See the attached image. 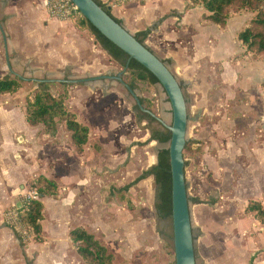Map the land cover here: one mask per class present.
Returning a JSON list of instances; mask_svg holds the SVG:
<instances>
[{"label":"crops","instance_id":"1","mask_svg":"<svg viewBox=\"0 0 264 264\" xmlns=\"http://www.w3.org/2000/svg\"><path fill=\"white\" fill-rule=\"evenodd\" d=\"M101 1L132 34L151 30L145 43L169 64L187 101L197 106L208 148L203 160L210 163L205 169L212 171L217 184L210 201L191 207L197 264H264V219L247 210L250 200L264 209V70L254 66L264 53L246 52L239 38L256 11H234L220 26L206 18L209 12L203 5L191 0H141L113 7L110 0ZM4 8L17 43L14 50L28 52L24 42L29 41L55 75L45 80L75 88L71 98L76 102L66 105L88 126L89 138L78 152L64 120L52 130L31 125L21 89L0 93V264H90L71 236L75 228L108 247L114 264H173L167 237L147 235L140 225L156 218L137 196L127 200V191L137 195L141 190L139 195L145 197L146 179L126 187L149 167L127 184L119 175L127 159L118 151V130L125 123L118 88L123 82L110 76L122 72L111 71L120 64L88 30L78 28L76 15L69 20L50 16L45 0H8ZM104 65L107 69L101 72ZM69 70L92 74L75 78ZM129 116H136L133 108ZM246 172L251 184L242 194L238 173ZM106 176L114 177L115 186L106 183ZM40 177L58 188L37 201L43 206L40 236L24 245L4 224L3 212L35 188ZM96 180L107 194L92 203ZM162 243L169 248L163 250Z\"/></svg>","mask_w":264,"mask_h":264},{"label":"trees","instance_id":"2","mask_svg":"<svg viewBox=\"0 0 264 264\" xmlns=\"http://www.w3.org/2000/svg\"><path fill=\"white\" fill-rule=\"evenodd\" d=\"M102 6L116 21L122 24V21L115 16L108 9V7L101 1L95 0ZM194 4H201L209 12L206 15L207 19L212 20L220 26H225L232 12L248 9L256 11L255 17L250 21L249 25L239 33V38L244 45H246V52L254 51L256 54L264 53V0H191ZM75 23L78 28L82 30H89L95 37L96 41L107 51V53L117 61L123 69L126 68L123 79L126 85L129 86L131 94H135V90L139 88V84H145L148 89H153L157 85H161L158 78L143 64L134 58H130L129 54L109 40L102 34L85 16L79 11L75 16ZM151 33L150 29L138 32L135 37L143 44L148 35ZM166 62V61H164ZM167 63V62H166ZM22 78H11L5 76L0 78V93H14L22 87ZM50 81L45 79L38 81L33 96L26 98V119L31 125L44 124L48 130H52L58 120H64L68 129L72 131L73 143L78 152H82L85 144L89 138L88 126L81 123L76 113L70 111L65 104L68 93L64 92L55 95L51 92ZM66 84V83H65ZM183 88L182 84L180 83ZM264 89V82L262 84ZM165 91V90H164ZM168 101L169 98L167 97ZM136 114V120L139 123L144 121L147 124L158 122L159 126L152 129L150 140L157 141L161 144L170 143L171 131L163 124L159 123L153 108L148 103L146 97H139L133 106ZM195 141H187L185 149H187ZM197 143V142H196ZM185 151V150H184ZM185 157V156H184ZM188 162L185 161V167ZM153 176L155 179L154 190V207L157 218L161 221L169 220L171 222L172 231L170 234L163 233L164 236L171 242L172 252L175 262L174 250V234L172 223V173L170 165L169 148L164 147L158 150L157 163L144 170L133 182L128 184L126 189L134 186L143 179ZM35 188L45 195L49 192L55 193L58 186L53 181L44 177L38 178L35 183ZM191 203H207L199 197H190ZM42 203L34 201L30 204L28 210L24 214V221L29 227H32L36 233H40L42 219ZM248 211L255 213L258 218L264 219V209L261 203L256 200H250L247 206ZM71 236L75 242L80 243L78 250L81 255L90 264H114L113 255L109 249L97 240L93 234L86 232L83 229L75 228L71 231ZM195 239V237H194ZM196 252V251H195ZM197 258V254H196Z\"/></svg>","mask_w":264,"mask_h":264},{"label":"rangeland","instance_id":"3","mask_svg":"<svg viewBox=\"0 0 264 264\" xmlns=\"http://www.w3.org/2000/svg\"><path fill=\"white\" fill-rule=\"evenodd\" d=\"M7 2L8 0H0V78L8 74L11 78L23 77V80L21 82L22 87L20 88L21 89L20 94H22V96L24 97L33 96V93L38 87V82L36 81V79H45V78L52 79L55 77V75L53 73H50L49 69L44 64V60L40 58L39 55L37 54V49L34 48L33 50V48H31L32 45L30 44L29 41L24 42V45H26L30 50H32V52L28 53L30 50H28V52H23V51L16 52L14 50L15 47H17V43L14 42L15 36H14V32L11 31L12 27L10 25L12 23H8V15L4 8ZM88 34L94 38V36L91 34L89 30H88ZM94 40L95 43L98 44L95 38ZM110 60L113 61L112 59ZM9 62L11 64V69L9 68ZM106 65H104V67L101 69V72L106 71L105 70L107 69ZM117 66L118 67L115 70L111 69V71H115L117 73L124 70L122 66L120 65ZM254 66L256 68H259L260 70H264V57L263 56L258 57V59L255 60ZM90 73L73 74L71 70L68 71V75L70 74V77L75 75V78L90 77L89 75L92 74ZM122 82L123 83L118 88L121 92V95L123 93V96L126 98V102H125L123 100V96H121V103H120V104L123 103L122 106L120 107V110L123 112V116L125 117L124 118L125 123L121 124L118 130L119 132L118 135H121L120 143L118 145V149H119L118 151L120 152L121 155L125 154L127 159L124 163L123 168H121L118 171L120 173L119 175L121 176V179L123 180L122 184H127L128 182L133 180L137 176V174L141 172L143 169L150 167V165L152 166L156 164L158 150L164 147H168L169 145L168 143L161 144L156 141L153 142L150 140L151 131L152 129L157 128L159 126L158 122L147 124V122L144 121L143 123H139L136 120V116H134L133 119L129 116V114H131V110L133 106L136 103L135 95H137L138 97H146L148 99V103L153 108L156 116L166 124H171L172 122V108L170 102L167 99L166 92L164 91L161 85H157L153 89H148L145 84L140 83L139 88L135 90V94H131L128 88L126 87V81H124L123 79ZM49 83H50L51 92L55 95H59L64 92L67 93L69 92L68 97L65 100V104L66 101H68L67 103L68 106H70L71 104L74 105L76 100L74 102L71 97L76 95L75 88H71L70 84L68 83L65 84L58 81H52V82L50 81ZM196 110H197L196 104H193L192 99H190L188 101V112L193 120H191L188 125V141L190 140L195 141V143L191 144L184 151L185 160L188 162L186 166V178L188 176L189 179L188 194L190 197H196L200 195L201 197L204 198L206 202H208L210 201V196L216 195L215 190L217 184L213 179L214 177L212 171L205 169V167L210 165V163L205 162L203 160V157L208 152V148L206 141L204 139L205 135L201 131L200 125L198 124L199 120L195 121V118L197 117ZM60 123H63V121H61ZM133 138L135 139L133 140ZM136 141H137V146L133 147L132 143ZM131 153L134 154V157L132 156L133 158L131 157ZM132 167L134 168V171L130 172L129 168ZM238 174L240 175L239 178L240 182L242 181V184L240 186L241 193L245 194L251 184L250 178L248 176V172L238 173ZM105 178L107 179L106 180L107 184L110 183L112 186H115L116 181L114 177L106 176ZM204 181L207 182L208 185L210 186L209 189H206L207 187ZM146 182H147L146 183L147 192L145 193L144 198L139 195L141 193V190H139L137 195H135L131 191L129 192L127 191V200L129 199L133 201L134 200L133 198L137 196L140 202L143 203L144 206H147L151 214L156 218L151 222H146V221L141 222L140 225L143 227L147 235L164 236L163 233L170 234L172 231L171 222L169 220L161 221L157 218L156 215V210L154 207V197H155L154 177L153 176L149 177L148 179H146ZM256 184L258 186V182ZM93 186H94V199L92 200V203L99 202V200L103 201V196L107 194V193L102 194L103 186L99 184L97 180L94 181ZM115 194L116 193L113 192L110 197L115 196ZM190 206L193 208L195 205L191 203ZM193 224L197 227L196 222ZM88 228H90L91 232L92 231L95 232L97 230L94 228V226H90V225H88ZM97 234L100 236V233L98 231H96L95 236H98ZM35 236H36L35 238H38L40 234L37 233V235ZM162 247L163 250H166L168 245H166V243H162ZM171 253H172V249H171ZM137 261L140 262L139 259ZM136 264L139 263L136 262Z\"/></svg>","mask_w":264,"mask_h":264},{"label":"water","instance_id":"4","mask_svg":"<svg viewBox=\"0 0 264 264\" xmlns=\"http://www.w3.org/2000/svg\"><path fill=\"white\" fill-rule=\"evenodd\" d=\"M85 16L109 40L127 52L130 58L138 60L159 80L166 92L172 108L171 124L164 123L157 117L172 135L168 145L172 173V223L176 264H197L194 230L192 225L191 206L184 150L188 141V125L192 119L188 112V101L184 90L168 63L158 57L148 46L141 43L123 24L112 17L95 0H72ZM11 68V65L9 64ZM110 76L122 82V74ZM129 90V86L126 85ZM136 99L139 97L135 95ZM198 120V118H195ZM21 207V203H16Z\"/></svg>","mask_w":264,"mask_h":264},{"label":"built area","instance_id":"5","mask_svg":"<svg viewBox=\"0 0 264 264\" xmlns=\"http://www.w3.org/2000/svg\"><path fill=\"white\" fill-rule=\"evenodd\" d=\"M140 1L141 0H110V5L111 7L124 6L129 3ZM45 4L50 16L60 20H69L79 12L78 6L72 0H45ZM41 197L42 195L37 189H30L19 198L18 202L21 203V207H17L15 204L4 211V224L19 236L21 243L24 245H29L32 241L37 239L35 238L37 233L24 221V214L28 210L30 204L40 200Z\"/></svg>","mask_w":264,"mask_h":264}]
</instances>
